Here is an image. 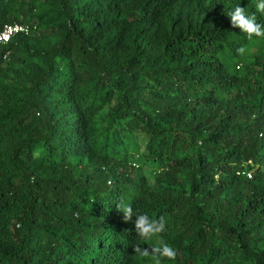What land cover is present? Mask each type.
I'll return each mask as SVG.
<instances>
[{
  "label": "trees",
  "instance_id": "16d2710c",
  "mask_svg": "<svg viewBox=\"0 0 264 264\" xmlns=\"http://www.w3.org/2000/svg\"><path fill=\"white\" fill-rule=\"evenodd\" d=\"M238 5L264 24L252 0H0V32L37 26L0 50V264H154L121 202L165 218L163 264H264V37Z\"/></svg>",
  "mask_w": 264,
  "mask_h": 264
},
{
  "label": "clouds",
  "instance_id": "9594fccd",
  "mask_svg": "<svg viewBox=\"0 0 264 264\" xmlns=\"http://www.w3.org/2000/svg\"><path fill=\"white\" fill-rule=\"evenodd\" d=\"M257 12L264 14V0H252ZM233 28H239L241 32L247 34L251 39L253 36L264 37V24L257 23L255 14L248 15L246 10L239 5L227 12ZM237 52L244 54L243 47L238 48ZM117 210L123 213L124 222L128 223L135 216V232L139 240L150 244L149 248L134 246L135 255L141 258H151L154 264H163L165 259H175L176 252L163 239L162 233L166 231V221L164 217L159 219L149 217L147 214L134 212L131 204L123 202L117 204ZM155 240L154 244H151Z\"/></svg>",
  "mask_w": 264,
  "mask_h": 264
},
{
  "label": "built area",
  "instance_id": "2783aa9c",
  "mask_svg": "<svg viewBox=\"0 0 264 264\" xmlns=\"http://www.w3.org/2000/svg\"><path fill=\"white\" fill-rule=\"evenodd\" d=\"M37 30V26H31L26 24H9L5 25L2 31L0 32V50L5 49L9 43L18 35H31L34 31ZM10 52H6L3 55V59L7 60ZM260 137H264V133L260 134ZM250 177V175H248Z\"/></svg>",
  "mask_w": 264,
  "mask_h": 264
}]
</instances>
